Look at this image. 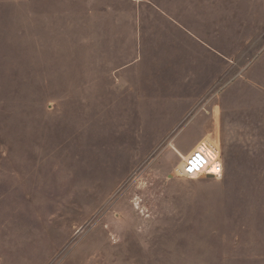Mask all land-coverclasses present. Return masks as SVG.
I'll use <instances>...</instances> for the list:
<instances>
[{
    "label": "rangeland",
    "instance_id": "obj_1",
    "mask_svg": "<svg viewBox=\"0 0 264 264\" xmlns=\"http://www.w3.org/2000/svg\"><path fill=\"white\" fill-rule=\"evenodd\" d=\"M0 264H264V0H0Z\"/></svg>",
    "mask_w": 264,
    "mask_h": 264
},
{
    "label": "built area",
    "instance_id": "obj_2",
    "mask_svg": "<svg viewBox=\"0 0 264 264\" xmlns=\"http://www.w3.org/2000/svg\"><path fill=\"white\" fill-rule=\"evenodd\" d=\"M207 150L194 148L186 156L181 168V175L187 178H198L206 175L221 177L224 165L217 145L208 144Z\"/></svg>",
    "mask_w": 264,
    "mask_h": 264
},
{
    "label": "bare ground",
    "instance_id": "obj_3",
    "mask_svg": "<svg viewBox=\"0 0 264 264\" xmlns=\"http://www.w3.org/2000/svg\"><path fill=\"white\" fill-rule=\"evenodd\" d=\"M196 147H197V148H200V149L207 150L206 147H204V145L202 144V142L198 143V144L195 146V148H196ZM175 150H177V148H175ZM207 151H209V150H207ZM182 156L186 159V155H185V154H183ZM183 165H184V163H183Z\"/></svg>",
    "mask_w": 264,
    "mask_h": 264
},
{
    "label": "water",
    "instance_id": "obj_4",
    "mask_svg": "<svg viewBox=\"0 0 264 264\" xmlns=\"http://www.w3.org/2000/svg\"><path fill=\"white\" fill-rule=\"evenodd\" d=\"M206 177H213V175H206Z\"/></svg>",
    "mask_w": 264,
    "mask_h": 264
}]
</instances>
